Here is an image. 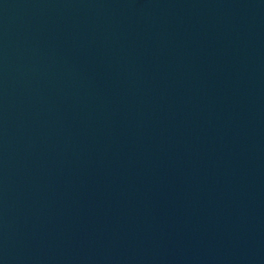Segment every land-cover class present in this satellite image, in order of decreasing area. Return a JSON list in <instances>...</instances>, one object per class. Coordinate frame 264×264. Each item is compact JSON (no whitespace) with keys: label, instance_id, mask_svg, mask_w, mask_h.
<instances>
[{"label":"water","instance_id":"95a60500","mask_svg":"<svg viewBox=\"0 0 264 264\" xmlns=\"http://www.w3.org/2000/svg\"><path fill=\"white\" fill-rule=\"evenodd\" d=\"M0 264H264V0H0Z\"/></svg>","mask_w":264,"mask_h":264}]
</instances>
